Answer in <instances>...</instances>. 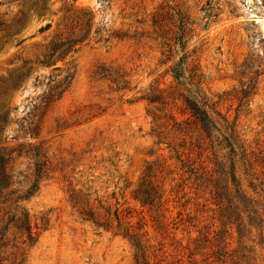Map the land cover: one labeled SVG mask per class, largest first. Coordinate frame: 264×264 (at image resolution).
Segmentation results:
<instances>
[{
  "label": "rangeland",
  "instance_id": "obj_1",
  "mask_svg": "<svg viewBox=\"0 0 264 264\" xmlns=\"http://www.w3.org/2000/svg\"><path fill=\"white\" fill-rule=\"evenodd\" d=\"M1 22L0 99L11 123L0 155L8 191H19L0 197L4 264H136L126 226L150 264H264V0H0ZM171 86L233 125L251 162L238 163V181L258 214L240 209L220 227L209 193L165 143L174 137L158 142L155 116L172 123L183 105L163 110L147 97ZM30 145L43 150L46 174L17 202L34 180V160L19 155ZM17 206L40 233L33 246L9 223ZM116 209L130 217L109 231L81 213ZM216 226L227 254L201 235Z\"/></svg>",
  "mask_w": 264,
  "mask_h": 264
},
{
  "label": "trees",
  "instance_id": "obj_2",
  "mask_svg": "<svg viewBox=\"0 0 264 264\" xmlns=\"http://www.w3.org/2000/svg\"><path fill=\"white\" fill-rule=\"evenodd\" d=\"M0 25L2 26L3 23L1 22ZM50 26L48 24L46 28H50ZM181 47L183 48V44ZM171 70L176 79L182 76L183 70L181 63H177ZM24 76L25 74L21 73L17 77V80L13 82L12 87H18ZM178 91L177 86H171L165 89L156 88L147 97V100L151 104H158L163 110L177 107L179 100L183 105V107H177L181 113L179 116L174 113L170 114L169 119L172 123L168 124L164 121L163 117L155 116L156 124L154 131L157 133L158 142L163 143L162 140H167L171 137L170 135L174 137L165 143L174 152L173 158L180 163L181 170H185V173L189 174V178L194 179L193 184L195 185V189H201L209 193L210 199L217 207L215 219L220 227H224L226 225L224 221L228 218L230 219L228 214H237L240 209L241 213H243V208H251V213L258 214V210L253 206L254 200L242 190L238 181V163L249 166L251 162L248 153L245 152L244 147L239 142L233 125L216 110L213 113H216L217 117L214 116L211 110H209L210 107L207 101L201 102L196 97L183 93H180L181 98H178ZM8 92L9 90L7 89L4 91V94L7 95ZM63 92L64 90L58 96L60 97ZM243 93V98L249 96L248 91L243 90ZM184 115L187 116L184 117ZM10 123L7 101L0 99V132ZM29 131L34 136L37 134V126L33 124L29 128ZM238 152L241 154L239 159H237ZM24 153L34 160V180L26 191L17 196V202L28 199L36 193L39 181L46 174V170L44 169L47 160H45L46 156L39 145H30L28 150L20 149L19 155L21 156ZM8 161L9 158L7 159L0 155V197L4 196V203L10 201L12 196L19 192L18 190L8 191V188L12 184L11 175L7 169ZM261 162L263 163L262 160ZM5 191H7L6 194H4ZM143 195L146 203L152 204L154 202L152 195L145 188L143 189ZM14 211L12 218L9 219V223L13 222L18 232L23 236L25 235L24 243L30 246L35 245L39 240V231L34 230L35 228L31 220L23 209L20 212L17 206ZM7 213L9 214L11 211L9 210ZM81 213L88 219L93 220L98 228L107 231L114 229L115 221L117 222L116 227L120 228L124 225V220L130 217V212L125 213V210L120 209H116L114 212L107 210L102 218L97 216L92 210H83ZM219 226H216L217 229L213 231V236L209 232L201 233L207 242H211L212 246L218 245L220 247L222 245V242L217 244L223 238L221 234L223 228L220 229ZM239 228L240 226H238V232H240ZM124 229L125 232H121L120 234L134 240V245L137 249L136 264H150L146 254V248L138 234L131 233L130 228L127 226ZM213 240H215V244L212 243ZM229 245H231V242L224 240V245L220 247V250H223L227 254L230 251L227 249ZM215 253H218V251H215ZM0 264H4L3 259H0ZM10 264H24V260Z\"/></svg>",
  "mask_w": 264,
  "mask_h": 264
}]
</instances>
